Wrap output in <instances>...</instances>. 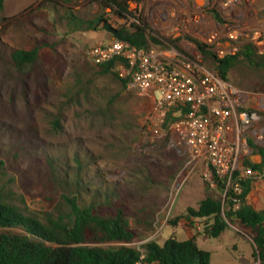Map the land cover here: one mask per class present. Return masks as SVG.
<instances>
[{
	"label": "rangeland",
	"instance_id": "374dc122",
	"mask_svg": "<svg viewBox=\"0 0 264 264\" xmlns=\"http://www.w3.org/2000/svg\"><path fill=\"white\" fill-rule=\"evenodd\" d=\"M126 1L147 23V30L164 41L175 35L179 21L169 16L172 7H185L178 12L192 14L199 10L196 4L203 5L201 0ZM217 1L221 0H208L201 8L213 21L208 11L217 10ZM231 1L233 18L257 17L264 24V0ZM102 2L4 0L0 9V183L12 203L41 217L67 213L64 196H77L83 206L104 203L106 198L123 203L135 238L112 245L142 250L147 241L162 244L170 236L187 239L190 231L198 237L204 220L186 221L182 216L209 193H218L223 202V192L210 187L200 167L184 169V158L168 149L163 139L150 141L143 129L149 98L128 88L114 68L102 73L87 58L89 46L107 44L111 33L103 28H76L74 20L103 14L113 27L135 20H124ZM188 36L198 39L183 31L178 46L199 54ZM15 48L37 49L35 61L15 66L10 56ZM228 78L243 90L264 93L260 67L238 62ZM254 142H264V130L262 139ZM262 191L264 174L253 180L250 194V201L264 209V199L256 203ZM227 224L221 235L208 237L201 245L210 251V262L260 264L252 236L236 223L227 220Z\"/></svg>",
	"mask_w": 264,
	"mask_h": 264
},
{
	"label": "built area",
	"instance_id": "2783aa9c",
	"mask_svg": "<svg viewBox=\"0 0 264 264\" xmlns=\"http://www.w3.org/2000/svg\"><path fill=\"white\" fill-rule=\"evenodd\" d=\"M206 2L196 4L199 10L192 14L178 12L185 7H172L169 16L179 21L175 35L166 41L159 37L164 42L161 46L112 39L92 44L86 56L95 65L115 60L114 69L128 88L151 100L143 124L150 141L163 139L168 149L184 158V169L200 167L210 187H216L215 177L222 179L225 197L229 190L239 194L243 181L264 174L246 163L261 159L249 142L262 139L264 93L243 90L224 79L214 65L203 61L193 41L199 54L179 47L178 40L170 41L187 31L199 40L188 39L201 42L215 59L236 54L244 44L264 55V24L257 17L233 18L231 0L216 2L224 22H215L201 9ZM158 17L164 20L159 13ZM174 109H178L176 117L165 127L168 112ZM136 264L151 263L141 251Z\"/></svg>",
	"mask_w": 264,
	"mask_h": 264
},
{
	"label": "trees",
	"instance_id": "16d2710c",
	"mask_svg": "<svg viewBox=\"0 0 264 264\" xmlns=\"http://www.w3.org/2000/svg\"><path fill=\"white\" fill-rule=\"evenodd\" d=\"M102 3L124 20L132 17L135 21L113 27L103 14H96L92 20H74L76 28H103L111 33L112 39L126 40L137 46L164 44L158 35L147 30V23L128 8L126 0H103ZM3 4L4 0H0V9ZM208 12L215 21L224 22L218 10L210 9ZM190 40L195 43L203 61L214 65L228 81L231 69L241 61L264 71V55L257 54L249 44L242 45L236 54L215 59L201 42L193 38ZM176 42L177 39L170 41L172 44ZM10 56L13 64L21 67L35 61L37 49L15 48ZM114 65L115 60H111L95 66L102 73H110ZM120 79L126 83L125 79ZM177 111L168 112L165 127L175 119L173 114ZM186 111L183 108V113ZM249 143L261 159L258 163H246L255 170L263 171L264 142L258 144L250 140ZM2 168L3 161L0 160V173ZM215 181L217 191L223 192L224 181L218 177ZM252 184V179L243 181L241 192L234 194L231 190L227 191L223 202L218 193H209L196 207H188L182 217L186 221L203 219L202 234L205 237L221 235L228 227L227 220L238 224L252 236L260 264H264V209H255L247 202ZM64 199L69 208L67 213L41 217L27 213L12 203L0 183V264H136L141 251L144 260L151 264H212L210 252L198 245L195 236L182 240L170 236L162 244L147 241L142 250L124 244L112 245L113 242L129 243L135 238L123 203L106 198L104 203L83 206L77 196H64ZM172 223L177 224L178 218Z\"/></svg>",
	"mask_w": 264,
	"mask_h": 264
},
{
	"label": "crops",
	"instance_id": "0c3cea01",
	"mask_svg": "<svg viewBox=\"0 0 264 264\" xmlns=\"http://www.w3.org/2000/svg\"><path fill=\"white\" fill-rule=\"evenodd\" d=\"M202 2H203V0H202ZM258 157H259V155H258ZM259 159H260V157H259ZM252 190V189H251ZM250 194H251V191L248 193V195H247V197H246V199H247V202L249 203V204H251L254 208L256 207L255 206V203L254 202H251L250 201ZM257 200H256V203H258L261 199H264V192L262 191V192H260L259 194H258V196H257V198H256ZM257 209H262V208H258V207H256ZM255 208V209H256ZM189 233V237L188 238H190V237H193V236H195V235H193L192 233H191V231L190 232H188ZM198 237H196V241H197V243H198V245L201 247V245H204V244H206V242H207V238L208 237H205L203 234L201 235V233L199 232V234L197 235ZM200 241H201V243H200ZM202 248V247H201ZM202 249H205V248H202ZM205 250H207L208 251V249H205ZM210 252V251H209ZM211 256V255H210Z\"/></svg>",
	"mask_w": 264,
	"mask_h": 264
},
{
	"label": "water",
	"instance_id": "95a60500",
	"mask_svg": "<svg viewBox=\"0 0 264 264\" xmlns=\"http://www.w3.org/2000/svg\"><path fill=\"white\" fill-rule=\"evenodd\" d=\"M202 1V0H201Z\"/></svg>",
	"mask_w": 264,
	"mask_h": 264
}]
</instances>
